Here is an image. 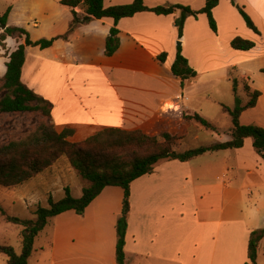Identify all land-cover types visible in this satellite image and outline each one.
Masks as SVG:
<instances>
[{"label": "crops", "instance_id": "obj_1", "mask_svg": "<svg viewBox=\"0 0 264 264\" xmlns=\"http://www.w3.org/2000/svg\"><path fill=\"white\" fill-rule=\"evenodd\" d=\"M5 1L6 11L11 8L8 25L26 29L33 42L66 34L74 19L72 9L62 5V0ZM133 1L107 0L105 7ZM144 1L149 8L168 3L198 11L207 0ZM239 8L250 16L260 34L248 28ZM75 11L84 13L81 8ZM213 16L217 33L209 27L207 15L201 14L197 20H186L181 39L177 12H143L120 20L116 26L112 18L94 19L79 25L69 40L60 39L49 49L28 48L22 82L52 104L50 123L59 133L74 130L72 141L107 128L140 130L150 136L168 133L180 138L179 142L187 141L196 136L197 123L187 122L184 114L198 113L192 104L197 94L204 95L197 89L199 85L229 81L237 75V89L245 88L244 80L251 87L249 67L264 62V0H220ZM113 27L120 31V47L108 57L105 49ZM191 30L197 31L196 45L191 42ZM237 37L253 41L256 47L250 51L233 49L231 42ZM22 43L24 39L9 37L6 50L0 46L5 55L0 78L6 74L10 55ZM178 43L198 73L184 88L171 70ZM162 54H167L165 63L158 59ZM216 59L220 62L214 63ZM206 62L211 65L206 66ZM259 67L262 73L264 66ZM261 93L257 106L250 110L263 104ZM250 110L243 113L241 123ZM261 121L249 124L264 128ZM217 134L221 141L231 140L225 132ZM111 188L119 187H107L87 209ZM263 207L264 160L251 138L241 149L207 153L190 162L161 160L153 174L131 186L126 264L130 253L152 256L159 264H245L251 232L264 228ZM263 244L264 239L259 245L258 264Z\"/></svg>", "mask_w": 264, "mask_h": 264}, {"label": "trees", "instance_id": "obj_2", "mask_svg": "<svg viewBox=\"0 0 264 264\" xmlns=\"http://www.w3.org/2000/svg\"><path fill=\"white\" fill-rule=\"evenodd\" d=\"M107 0H62L61 4L72 9L74 19L66 34L37 42L31 40L29 32L24 28L11 27L8 19L11 8L0 16V46L6 50L5 41L9 37L24 39V43L12 52L9 62L6 63L7 71L2 77L4 83L1 90L4 91L0 99V112L5 114H18L35 112L51 119L52 104L37 95L22 82V69L26 61L27 50L30 47H39L42 50L53 47L60 39L69 40L70 35L82 24H87L94 19L101 20L112 18L115 26L125 18H131L143 12H152L157 15H171L177 11L182 12L181 19L176 25L180 39L183 37V29L187 16L197 17L206 14L211 29L217 33V22L213 16V10L219 5L220 0H207L206 5L199 11H193L183 5L158 6L149 8L144 0H134L131 4L105 7ZM81 8L83 14L75 11ZM239 12L245 20L248 28L260 34L250 16L239 8ZM120 31L113 27L107 39L105 54L112 57L120 47ZM235 50L250 51L256 47L253 41L235 38L231 42ZM161 63H165L167 54L158 57ZM172 73L181 80L182 87L188 80L198 77V73L190 66L189 61L182 54L181 46ZM264 74V69L262 70ZM237 84V81H234ZM247 86L244 89L249 97L246 104L238 100L234 109L222 106L223 110L232 118V128L227 134L231 136L228 142H216L210 146H201L189 149L185 152L174 150L175 144L180 140L176 136L163 133L160 136H150L140 130L128 131L117 128H107L85 139L81 143H72L74 130L65 129L57 132L51 123L42 122L40 126L29 136L13 140L0 146V187L9 189L28 184L37 178L58 161L67 158L71 167L78 172L81 178L89 183L83 189L80 198L72 194L70 187L65 188V197L58 202L49 200L50 207H38L35 219L27 220L8 216L0 203V212L6 217L8 223L23 227L22 254H17L12 247L0 246V253L8 256V264H29L35 252L37 237L45 230L49 221L64 213L73 211L77 215H83L87 208L102 194L107 187H119L124 192L122 216L116 226L117 245L115 260L117 264H126V237L129 228L128 217L131 212V186L146 176L153 174L156 164L161 160H177L190 162L207 153L225 150L241 149L248 138L253 140V147L257 154L264 160V128L256 125H243L241 116L247 110L257 106L262 95L260 91H252ZM236 91V90H235ZM187 122L195 121L207 130L220 133L217 127L207 121L200 114H184ZM162 139L163 141H161ZM131 149H137L138 153L132 154ZM116 152L117 154H114ZM111 153V154H110ZM136 154V155H135ZM264 239V229L254 230L250 234L248 246V261L245 264H258V250Z\"/></svg>", "mask_w": 264, "mask_h": 264}, {"label": "rangeland", "instance_id": "obj_3", "mask_svg": "<svg viewBox=\"0 0 264 264\" xmlns=\"http://www.w3.org/2000/svg\"><path fill=\"white\" fill-rule=\"evenodd\" d=\"M6 2L8 1L0 0V15H3L6 11ZM165 6L172 5L167 3ZM193 11H197V9ZM177 13V20H179L182 17V12L177 11ZM190 17L196 20L199 19V16L198 18L187 16L186 20ZM189 34L191 42L196 45L197 31L191 30ZM205 46L207 48V41ZM209 50L207 49L208 52ZM4 57L5 55L0 52V63ZM213 62L217 63L220 60L216 59ZM205 65L209 66L211 63L206 62ZM261 65L264 66V62L249 67L250 73L248 75L251 78V92L256 90L264 92V74L259 69ZM1 67L3 68V66ZM235 77L237 75H232L229 81L221 80L213 83L207 81L200 84L197 89L204 95L197 94V97L193 100L192 105L197 107L198 114L214 124L220 132L227 133L232 127V118L223 110L222 106L234 109L238 100L242 104L249 101L246 90L242 87L237 89V84L234 82ZM3 83L4 80L0 78V99L5 93L1 90ZM243 84L245 87L250 85L247 80H244ZM259 119L264 124V102L258 110L248 111L243 118L244 123H242L244 125H255L249 123L256 122ZM42 122L50 123L49 118L43 116L42 113L5 114L0 112V146L29 136ZM193 135L187 141H178L174 146V150L185 152L201 146H210L216 142H224L218 138L219 134L207 130L199 124H197L196 136ZM85 139L79 142L71 139L70 141L81 143ZM130 152L137 154L138 150L131 149ZM114 154L117 153L114 152ZM231 155L234 159V154ZM199 163L197 162V164ZM88 185L89 183L83 180L78 172L71 167L67 158H63L26 185L9 189L0 187V203L8 216L32 220L35 219L34 212L38 207H50V199L55 202L61 201L65 197L66 187L71 188L74 197L80 198L84 187ZM108 194L110 195L107 197ZM122 199L123 191L120 188H111L87 209L85 214L67 213L51 219L45 230L36 239L35 252L29 264H116V226L122 216ZM261 213L264 217V207L261 208ZM22 231L23 227L8 223L6 217L0 212V246L12 247L17 254H22ZM259 258L260 264H264V244L261 246ZM0 264H8L7 255L0 253ZM127 264H159V262L153 259L152 256L148 257L142 254L136 257L130 253ZM231 264L239 263L235 261Z\"/></svg>", "mask_w": 264, "mask_h": 264}, {"label": "water", "instance_id": "obj_4", "mask_svg": "<svg viewBox=\"0 0 264 264\" xmlns=\"http://www.w3.org/2000/svg\"><path fill=\"white\" fill-rule=\"evenodd\" d=\"M178 45L180 46L181 44H180V43H178Z\"/></svg>", "mask_w": 264, "mask_h": 264}]
</instances>
